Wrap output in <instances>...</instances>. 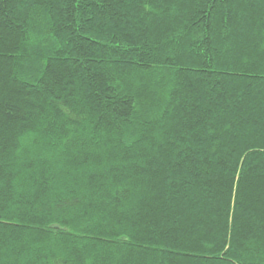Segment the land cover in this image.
Masks as SVG:
<instances>
[{
    "label": "trees",
    "instance_id": "trees-1",
    "mask_svg": "<svg viewBox=\"0 0 264 264\" xmlns=\"http://www.w3.org/2000/svg\"><path fill=\"white\" fill-rule=\"evenodd\" d=\"M0 264H264V0H0Z\"/></svg>",
    "mask_w": 264,
    "mask_h": 264
}]
</instances>
